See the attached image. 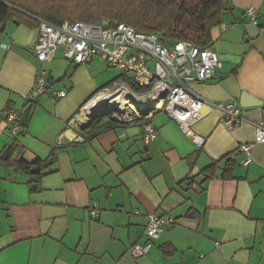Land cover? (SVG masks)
<instances>
[{"label": "crops", "instance_id": "1", "mask_svg": "<svg viewBox=\"0 0 264 264\" xmlns=\"http://www.w3.org/2000/svg\"><path fill=\"white\" fill-rule=\"evenodd\" d=\"M38 33L14 21L0 38V156L12 143L3 112L30 105L14 156L33 161L56 150L57 161L38 183L0 164V264H264V143L254 144L248 166L238 161L226 171L230 154L254 142V124L264 122V0H225L223 22L212 29L223 66L190 83L205 100L194 126L206 138L202 148L165 112L154 115L157 138L149 142L143 120L121 123L109 112L85 118V105L121 74L99 57L71 62L62 48L41 63L30 48ZM42 71L46 91L30 103ZM246 93L262 105L240 107L244 120L227 128L212 104L239 105ZM214 163L206 178L202 171ZM152 213L175 222L134 258L130 247L147 240Z\"/></svg>", "mask_w": 264, "mask_h": 264}, {"label": "built area", "instance_id": "2", "mask_svg": "<svg viewBox=\"0 0 264 264\" xmlns=\"http://www.w3.org/2000/svg\"><path fill=\"white\" fill-rule=\"evenodd\" d=\"M247 15L251 24H257L259 15L256 8L249 7ZM38 20V38L30 48L41 63L52 61L58 49L62 48L64 56L71 62L80 64L99 57L127 76L93 96L103 95L111 101L99 106L93 115L109 112L120 122L143 120L144 139L149 142L157 138V128L152 121L154 115L165 112L197 148L204 146L206 138L197 134L194 126L205 116V100L193 91L190 83L209 80L222 68L220 56L211 46L202 48L186 41L169 44L160 34L139 32L126 23L105 26L81 21L55 23ZM221 26L223 30L227 28L224 23ZM47 85L46 72L42 71L29 95L30 101L44 93ZM58 95L65 96L66 92L60 91ZM212 105L221 111L222 122L227 128L244 120L236 102ZM21 115L14 109L5 110L2 114L12 141L20 133ZM254 125V142L240 145L231 155L233 158L243 156L240 163L244 166L252 161L254 144L264 143V122ZM97 209H92L91 214L97 215ZM174 222L170 215L149 214L145 220L147 240L135 242L130 247V254L134 258L148 254L153 241L160 239Z\"/></svg>", "mask_w": 264, "mask_h": 264}, {"label": "trees", "instance_id": "3", "mask_svg": "<svg viewBox=\"0 0 264 264\" xmlns=\"http://www.w3.org/2000/svg\"><path fill=\"white\" fill-rule=\"evenodd\" d=\"M224 11L225 0H0V38L7 24L14 21L34 29L39 27V18L55 23L68 20L103 24L109 20L126 23L139 32L160 34L169 44L186 41L204 48L211 45L212 29L223 22ZM121 77L127 78L122 73ZM21 134L20 131L14 138L6 159H0V164L15 167L29 175L32 183H38L45 171L56 163V150L46 158L33 161H27L22 155L14 156ZM232 154L226 169L229 173L240 162L239 157L233 158ZM216 168L217 163H214L202 174L212 178Z\"/></svg>", "mask_w": 264, "mask_h": 264}, {"label": "water", "instance_id": "4", "mask_svg": "<svg viewBox=\"0 0 264 264\" xmlns=\"http://www.w3.org/2000/svg\"><path fill=\"white\" fill-rule=\"evenodd\" d=\"M117 23L118 22H112L111 23L109 20H106V21L103 22V25L108 26V25L112 24V25L115 26V25H117ZM257 105H262V102L257 100L254 96H251V95H249L247 93L242 95V98H241L240 103H239L240 107H250V106H257ZM30 108H31V106L29 105L22 112L21 119H20L22 125H26V123H27V119H28ZM95 116L96 115H92L91 119L94 118ZM9 150H10V147L8 146L3 151V153L0 156V158L2 160L6 159L8 153H9ZM33 187L35 188L36 184L33 185Z\"/></svg>", "mask_w": 264, "mask_h": 264}, {"label": "bare ground", "instance_id": "5", "mask_svg": "<svg viewBox=\"0 0 264 264\" xmlns=\"http://www.w3.org/2000/svg\"><path fill=\"white\" fill-rule=\"evenodd\" d=\"M140 101V100H139ZM111 101H109L105 96L101 95V96H97L95 98H93L91 100V102L87 105V107L85 108V118H89L93 115V113L95 112V110L101 106L102 104H106L109 103Z\"/></svg>", "mask_w": 264, "mask_h": 264}, {"label": "rangeland", "instance_id": "6", "mask_svg": "<svg viewBox=\"0 0 264 264\" xmlns=\"http://www.w3.org/2000/svg\"><path fill=\"white\" fill-rule=\"evenodd\" d=\"M105 65L107 66V70L114 76H117V75L122 73V71L116 67H109L106 63H105ZM119 79H124V78L120 77Z\"/></svg>", "mask_w": 264, "mask_h": 264}]
</instances>
